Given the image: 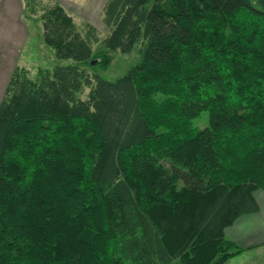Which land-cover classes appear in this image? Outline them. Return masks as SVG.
<instances>
[{
    "label": "trees",
    "instance_id": "trees-1",
    "mask_svg": "<svg viewBox=\"0 0 264 264\" xmlns=\"http://www.w3.org/2000/svg\"><path fill=\"white\" fill-rule=\"evenodd\" d=\"M257 2L105 0L101 36L24 0L72 62L15 66L0 101V264H225L243 249L225 229L264 192ZM106 49L139 58L90 74Z\"/></svg>",
    "mask_w": 264,
    "mask_h": 264
},
{
    "label": "rangeland",
    "instance_id": "rangeland-1",
    "mask_svg": "<svg viewBox=\"0 0 264 264\" xmlns=\"http://www.w3.org/2000/svg\"><path fill=\"white\" fill-rule=\"evenodd\" d=\"M41 1L46 4L54 0ZM82 1L68 0L69 3L84 4ZM257 1L251 0V3L257 6ZM55 2L59 3L57 0ZM71 14L79 25L84 21L88 22L86 18L78 13L72 12ZM95 14L97 25L94 26L98 29L100 35L104 36L108 29L101 19L99 7H97ZM37 16L38 13L31 16L28 14L24 0H0V101L4 96L6 85L15 66L24 67L31 74H34L38 67H51L57 62H72L70 59H58L53 49L43 42L42 29L36 18ZM94 48H101V46L96 45ZM105 51L107 57L105 64L97 62L91 66L86 65V68L90 74L97 73L109 80H114L125 74L139 58L135 49L129 53L107 49ZM207 125L208 112L206 110L201 111L197 117L192 119V126L197 129ZM244 227H247V225L244 224Z\"/></svg>",
    "mask_w": 264,
    "mask_h": 264
},
{
    "label": "crops",
    "instance_id": "crops-1",
    "mask_svg": "<svg viewBox=\"0 0 264 264\" xmlns=\"http://www.w3.org/2000/svg\"><path fill=\"white\" fill-rule=\"evenodd\" d=\"M57 1L67 11L78 13L95 26L97 25L96 9L99 7L101 12L105 2V0H83L84 4H78L69 3L68 0ZM253 195L258 204V211L239 217L225 229V236L243 248L230 257L225 264H264V193L255 190ZM244 224L247 227H244Z\"/></svg>",
    "mask_w": 264,
    "mask_h": 264
},
{
    "label": "water",
    "instance_id": "water-1",
    "mask_svg": "<svg viewBox=\"0 0 264 264\" xmlns=\"http://www.w3.org/2000/svg\"><path fill=\"white\" fill-rule=\"evenodd\" d=\"M95 62H96L95 60L92 61V63H95Z\"/></svg>",
    "mask_w": 264,
    "mask_h": 264
}]
</instances>
